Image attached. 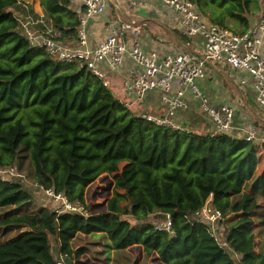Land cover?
<instances>
[{"label": "trees", "instance_id": "trees-1", "mask_svg": "<svg viewBox=\"0 0 264 264\" xmlns=\"http://www.w3.org/2000/svg\"><path fill=\"white\" fill-rule=\"evenodd\" d=\"M40 1L57 39L76 45L82 15L72 1ZM191 1L207 22L236 33L253 26L264 2ZM23 8L0 0V167L28 171L39 186L82 203L102 174H113L114 187L106 210L85 216L34 208L23 178L0 179V264H57L52 235L63 255L78 259L85 249L74 239L93 233L116 250L141 244L147 259L157 254L165 264H264L255 227L264 223V174L256 176L264 141L143 119L80 62L32 46L17 15ZM207 204L232 215L221 231L229 249L192 216ZM161 214L171 215L173 235L156 229Z\"/></svg>", "mask_w": 264, "mask_h": 264}, {"label": "built area", "instance_id": "built-area-1", "mask_svg": "<svg viewBox=\"0 0 264 264\" xmlns=\"http://www.w3.org/2000/svg\"><path fill=\"white\" fill-rule=\"evenodd\" d=\"M71 1L82 2L85 7L82 14V26L79 30V41L76 45L63 44L54 32H36L29 21L23 24L22 31L32 46L44 48L61 61L80 62L82 66H86L88 70L97 75L105 86H109V81L106 71L101 69L99 64L107 62L110 70L114 71L124 63L126 58L131 59L138 67L134 70L132 80L126 83L125 90L129 98L123 101L125 105L128 108L138 105L149 91L160 89L162 101L167 106L164 115L139 110L137 115L143 119L175 130L190 132V128L178 123L175 119L179 110L188 107L184 97L186 93H190L199 101L204 117L212 123L213 130L210 131L212 136L233 135L234 107L230 103L214 105L200 87L199 81L207 76L208 64L224 63L239 72H244L246 77L243 76L241 81L249 86L251 95L255 97L258 104L264 107V3L256 24L244 33H236L228 28L207 22L191 0H160L180 15V23L187 35H203L205 51L201 56L187 52L178 55L168 54L159 58L157 52L146 51L143 48L139 28L130 23L115 25L109 36L96 47H90L85 25L90 17L105 12L106 0ZM127 32L131 35L130 43L124 39ZM175 83L177 88L172 91ZM242 132L247 141L259 140L260 126L252 124ZM24 177V174L15 167H0L1 180L12 181ZM36 185L47 198L54 202V211L57 214L64 212L79 213L85 216L91 214L87 202L72 201L54 188ZM192 216L197 221L208 223L211 235L222 247L229 249L227 242L221 236L222 230L219 226L222 222L232 218V215H225L221 210L207 204ZM172 226L170 214H164V217L155 225L157 230L167 231L173 235ZM57 264L65 263L61 258L57 260Z\"/></svg>", "mask_w": 264, "mask_h": 264}, {"label": "crops", "instance_id": "crops-1", "mask_svg": "<svg viewBox=\"0 0 264 264\" xmlns=\"http://www.w3.org/2000/svg\"><path fill=\"white\" fill-rule=\"evenodd\" d=\"M19 1L24 8L17 13L18 15L25 14L27 16L29 24L32 23L31 27L33 30L39 33L56 32L46 18L40 0ZM106 3L105 12L90 17L85 25L90 47H96L109 36L115 25L130 23L139 28V37L143 48L146 51L157 52L159 58H163L168 54L178 55L187 52L196 53L199 56L203 55L205 51V38L203 35H187L180 23V15L173 9L168 8L160 0H106ZM72 5L79 15L84 13L85 7L82 2H72ZM257 19L258 16L253 19V26L256 24ZM124 39L127 43H130L131 35L127 32ZM99 65L101 69L106 71L109 87L114 91L115 95L122 101L128 99L125 86L127 82L132 80L134 70L138 65L129 58H126L124 63L114 71L110 70L107 62ZM207 72L206 78L199 81L200 87L209 96L214 105L230 103L234 107L233 135L244 137L243 129L249 128L252 124H257L260 126L259 141H264V107L258 104L255 97L251 95L249 86L241 81L243 76L246 77L244 72H239L224 63L217 65L208 64ZM176 88L177 84L175 83L172 91H175ZM184 99L187 101L188 107L176 113V121L190 128V131H195L199 134L212 131L213 125L202 114L199 101L190 93H186ZM129 108L136 114L139 110L159 115H164L167 111V106L162 101V91L160 89L149 91L140 104ZM86 200L89 205L91 200L88 192H86ZM107 201L104 202V209L96 210L92 214L105 211ZM160 216L164 217V214ZM154 219H156V215H154ZM92 235L79 234L74 239L73 245L75 248L85 249V253L80 258L69 260L67 255H63L60 252V245L57 239L54 243H51L53 255L56 260L62 258L65 264H113L116 260L114 258L117 257L116 253H122L119 254L122 257L118 259V262L122 264H127L133 259H137L136 262L139 261V264H154L152 260H160L159 256L154 254L147 261L143 245L141 244H136L117 252L116 249L111 248V242L109 247L113 257L106 260L98 255V251L92 252L90 246L102 243L98 239L92 238ZM98 235L108 238L105 234L98 233ZM79 240H81L80 243H78ZM161 263L163 262L161 261Z\"/></svg>", "mask_w": 264, "mask_h": 264}, {"label": "rangeland", "instance_id": "rangeland-1", "mask_svg": "<svg viewBox=\"0 0 264 264\" xmlns=\"http://www.w3.org/2000/svg\"><path fill=\"white\" fill-rule=\"evenodd\" d=\"M18 15V13H17ZM19 19H20V23H22V27L23 24H27V16L25 14H19L18 15ZM25 173V177L23 178V180H21L22 182H24L25 187H27L28 189H30L33 194H34V208H40L41 205L39 204L41 202V204L45 203L47 204L50 208L54 209L55 204H53L54 202H51L49 200V198H47V196H45L43 194V192L37 187V183H35L31 177L28 171L24 172ZM260 174H264V163L261 162L259 164L258 170L256 172V176L260 175ZM251 184L252 182L249 183L248 187L246 188V191H251ZM113 187H114V181H113V174H102L97 181L93 182L87 192H88V196L91 200V203H89L88 208L90 210V212H94L96 210H102L104 209V202H106V200H108L112 195H113ZM34 190V191H33ZM98 201V202H97ZM87 202V200H86ZM264 215V210H262L261 212H259L258 216H263ZM263 222H257L255 224L256 227V235H257V251H260V249L262 248L263 244H264V223L262 225ZM220 230H223V224L219 226ZM17 231H15V229H11L10 233L8 234L9 236H12L16 233ZM104 234V233H101ZM7 237V236H6ZM92 238H94L95 240H99L100 242H102L101 244L97 245V244H93L94 246H90L92 249V252L94 253L95 251H98V255L101 257H104L106 260H109L113 257L111 248L109 247L110 244V240L108 238H104L101 235H98V233H93ZM50 242L54 243L56 238L55 236H51L50 238ZM81 240L78 241V243H80ZM83 244H85V242H83ZM52 245V244H51ZM53 246H55L53 244ZM56 247V246H55ZM100 249V250H99ZM118 252V250H116ZM122 253H116L115 255L117 256L114 263L113 264H122L118 262V259L120 257H122L121 255ZM150 259V258H149ZM147 259V261L149 260ZM137 259H133L131 262H127V264H139V261L136 262ZM154 262V264H163L161 263V261H156L155 259L152 260Z\"/></svg>", "mask_w": 264, "mask_h": 264}]
</instances>
